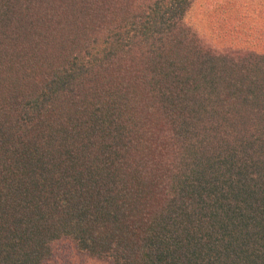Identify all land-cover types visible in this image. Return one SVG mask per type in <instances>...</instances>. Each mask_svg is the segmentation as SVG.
<instances>
[{
    "label": "trees",
    "instance_id": "obj_1",
    "mask_svg": "<svg viewBox=\"0 0 264 264\" xmlns=\"http://www.w3.org/2000/svg\"><path fill=\"white\" fill-rule=\"evenodd\" d=\"M194 1L0 0V264H264V47Z\"/></svg>",
    "mask_w": 264,
    "mask_h": 264
},
{
    "label": "rangeland",
    "instance_id": "obj_2",
    "mask_svg": "<svg viewBox=\"0 0 264 264\" xmlns=\"http://www.w3.org/2000/svg\"><path fill=\"white\" fill-rule=\"evenodd\" d=\"M187 21L219 44L264 46V4L261 0H195ZM264 50V48H263ZM45 264H110L79 252L75 245L61 239Z\"/></svg>",
    "mask_w": 264,
    "mask_h": 264
}]
</instances>
